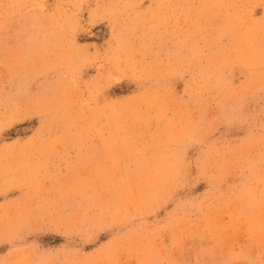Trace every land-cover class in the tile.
<instances>
[{"label":"rangeland","instance_id":"rangeland-1","mask_svg":"<svg viewBox=\"0 0 264 264\" xmlns=\"http://www.w3.org/2000/svg\"><path fill=\"white\" fill-rule=\"evenodd\" d=\"M0 264H264V0H0Z\"/></svg>","mask_w":264,"mask_h":264}]
</instances>
